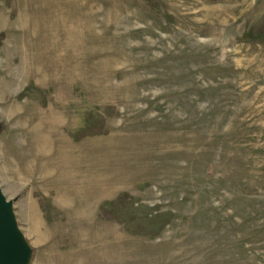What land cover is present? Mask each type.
Instances as JSON below:
<instances>
[{"label": "rangeland", "instance_id": "374dc122", "mask_svg": "<svg viewBox=\"0 0 264 264\" xmlns=\"http://www.w3.org/2000/svg\"><path fill=\"white\" fill-rule=\"evenodd\" d=\"M0 186L29 264H264V0H0Z\"/></svg>", "mask_w": 264, "mask_h": 264}, {"label": "water", "instance_id": "95a60500", "mask_svg": "<svg viewBox=\"0 0 264 264\" xmlns=\"http://www.w3.org/2000/svg\"><path fill=\"white\" fill-rule=\"evenodd\" d=\"M32 249L19 228L13 203L0 186V264H29Z\"/></svg>", "mask_w": 264, "mask_h": 264}]
</instances>
